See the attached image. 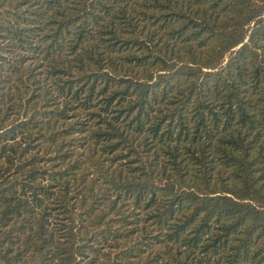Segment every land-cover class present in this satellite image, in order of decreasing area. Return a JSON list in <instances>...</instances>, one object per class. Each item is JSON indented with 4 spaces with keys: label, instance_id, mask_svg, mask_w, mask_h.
Wrapping results in <instances>:
<instances>
[{
    "label": "trees",
    "instance_id": "1",
    "mask_svg": "<svg viewBox=\"0 0 264 264\" xmlns=\"http://www.w3.org/2000/svg\"><path fill=\"white\" fill-rule=\"evenodd\" d=\"M0 264H264V0H0Z\"/></svg>",
    "mask_w": 264,
    "mask_h": 264
}]
</instances>
